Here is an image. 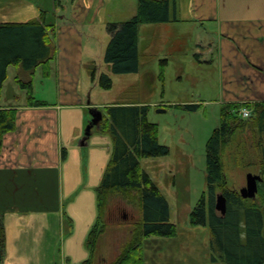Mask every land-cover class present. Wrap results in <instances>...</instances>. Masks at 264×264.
Here are the masks:
<instances>
[{
  "label": "crops",
  "instance_id": "1",
  "mask_svg": "<svg viewBox=\"0 0 264 264\" xmlns=\"http://www.w3.org/2000/svg\"><path fill=\"white\" fill-rule=\"evenodd\" d=\"M88 1H73L80 10L78 15L94 7ZM174 1L178 21L158 27L180 24L202 31L193 41L194 57L198 64L208 66L209 72L217 71L220 101L216 103L264 101V0ZM70 24L56 23V56L48 76L43 66L29 73L10 66L1 91L0 109L17 110L16 128L5 135L0 150V213L6 228L3 264H82L89 259L87 238L99 220L97 190L104 175L103 164L95 163L82 149L86 146H80L92 119L89 112L114 105H147L94 99L95 86L102 89L100 70L95 80L86 82L81 34ZM144 27L139 29L140 70L133 74L137 79H141L151 53L148 47L152 42L146 45L142 41ZM103 68V73L114 75L110 65L105 63ZM19 81H31L33 96L47 105L31 106ZM167 105L171 104L157 106ZM95 127L97 141L108 150L104 159H111L112 140ZM112 233L116 234L115 230L100 237L95 264H110L120 254L125 243L121 245L117 235L111 242Z\"/></svg>",
  "mask_w": 264,
  "mask_h": 264
},
{
  "label": "rangeland",
  "instance_id": "2",
  "mask_svg": "<svg viewBox=\"0 0 264 264\" xmlns=\"http://www.w3.org/2000/svg\"><path fill=\"white\" fill-rule=\"evenodd\" d=\"M88 2L94 3V7L90 6V9L78 15L80 10L71 0H62L61 5H55L54 0H0V21H30L43 11L47 14L48 22L59 26L71 23L81 34L79 42L84 54L87 82L94 70H100L99 76L104 71L105 50L110 40L107 25L129 21L137 9V0ZM144 26L142 41L146 45L152 44L151 48L148 47L151 53L145 59L147 64L141 79L133 74L112 75L110 72L113 88L104 90L96 84L94 99L150 105L149 121L158 125L160 144L170 149L168 156L142 159L141 165L167 198L170 221L176 225L178 235L174 238H148L143 252L145 264H214V260L220 259L212 246L210 225L192 224L191 216L204 194L206 204L209 199L207 143L221 123L222 105L216 103L220 101L217 71L209 72L208 66L196 62L193 41L198 34H202L198 28L180 24ZM40 72L41 69L36 84L40 80ZM210 100L214 102H205ZM161 103H170L172 107L159 113L157 105ZM180 104L200 105V108L191 112L184 107H176ZM89 117H92L90 112ZM93 130L90 144L82 149L95 163L103 164L104 173L110 159H104L108 150L101 141H97V128ZM258 142L253 130L246 128L237 132L227 146L223 154L224 170L229 180L227 190L239 192L246 187L249 173L260 174L264 143L258 149ZM218 193H223V190H218ZM246 204L261 206L262 201L258 196L249 199ZM140 213L137 203H128L121 196L114 197L106 215L105 233L110 230L116 232L112 233L111 242H115L117 235V241L121 245L126 244L131 239L134 225L140 221Z\"/></svg>",
  "mask_w": 264,
  "mask_h": 264
},
{
  "label": "trees",
  "instance_id": "3",
  "mask_svg": "<svg viewBox=\"0 0 264 264\" xmlns=\"http://www.w3.org/2000/svg\"><path fill=\"white\" fill-rule=\"evenodd\" d=\"M61 1L54 0L55 5H61ZM177 21L174 0H138L136 14L131 20L107 25L111 39L105 51V63L111 66L114 75L138 73L140 26ZM56 33V24L48 22L47 14L43 11L39 18L27 22H0V96L10 66H19L28 73L43 66L45 76L49 75L48 67L56 56ZM92 79H96V70ZM98 80L102 89H112L113 79L110 75L102 73ZM19 83L27 90L31 106L47 105L33 96L31 81ZM176 107L194 112L200 105ZM244 108L251 110V116L247 119L241 116ZM101 111L103 119L98 129L101 134L111 138L113 152L97 190L99 220L87 238L90 257L82 264H95L98 241L107 228V211L116 196H121L128 203H137L141 217L134 225L131 239L110 264H145L143 252L146 239L151 236L174 238L178 235L176 225L170 221L167 198L141 165L142 159L168 156L170 149L159 142L158 125L148 118L149 105H114ZM220 117V126L210 137L206 150L208 203L204 194L191 216V222L201 225L209 223L212 246L220 259L214 260V264H264V180L259 183L257 195L262 205L248 206L246 201L249 199H243L237 191L227 190L229 180L223 164L227 146L237 132L246 128L253 130L255 140L259 141L257 147L262 148L264 101L223 104ZM16 118V109H0V150L5 135L15 130ZM259 166L260 175L264 178V155ZM220 189L227 198L225 215H221L215 207ZM5 254L6 228L4 216L0 213V264H3Z\"/></svg>",
  "mask_w": 264,
  "mask_h": 264
},
{
  "label": "water",
  "instance_id": "4",
  "mask_svg": "<svg viewBox=\"0 0 264 264\" xmlns=\"http://www.w3.org/2000/svg\"><path fill=\"white\" fill-rule=\"evenodd\" d=\"M159 113L166 112L165 108H159ZM92 119L89 125L86 128L85 134L80 141V146H87L88 140L91 136V130L93 127L98 126L103 119L102 111L95 108L90 112ZM264 180L262 175H255L253 173H249L247 175V185L246 187L239 190V194L243 199H255L259 192V183ZM216 210L221 213V215H225L227 211V198L223 193H218L216 197Z\"/></svg>",
  "mask_w": 264,
  "mask_h": 264
},
{
  "label": "built area",
  "instance_id": "5",
  "mask_svg": "<svg viewBox=\"0 0 264 264\" xmlns=\"http://www.w3.org/2000/svg\"><path fill=\"white\" fill-rule=\"evenodd\" d=\"M241 116L242 118L244 119H247L251 116V110L247 109V108H244L241 110Z\"/></svg>",
  "mask_w": 264,
  "mask_h": 264
}]
</instances>
